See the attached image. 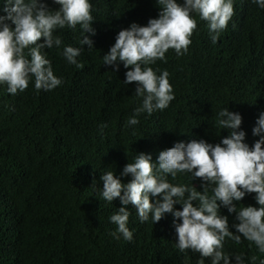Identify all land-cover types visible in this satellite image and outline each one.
I'll return each mask as SVG.
<instances>
[{"label": "trees", "instance_id": "16d2710c", "mask_svg": "<svg viewBox=\"0 0 264 264\" xmlns=\"http://www.w3.org/2000/svg\"><path fill=\"white\" fill-rule=\"evenodd\" d=\"M90 2L94 47H82L80 68L60 54L63 45L80 46L79 25L65 26L54 32L61 49H44L54 74L63 80L60 86L36 90L29 81L13 95L0 85V264H198V252L176 247L168 213L154 224L150 218L141 222L129 205L133 238H114L116 225L109 216L119 200L100 198V175L106 170L118 174L141 151L154 160L178 140L218 142L228 134L216 123L224 107L241 113L250 146L259 138L251 130L264 111V9L250 0H234L233 16L215 44L206 21L197 17L188 51L177 56L170 48L164 61L152 65L167 70L174 99L128 126L140 102L134 82L124 85L125 69L112 72L102 57L121 28L132 21L146 24L159 9L155 0ZM101 124L107 125L102 134ZM173 182L200 189L199 179L187 173H178ZM253 195L246 194L237 207L255 205ZM224 251L242 253L245 264L264 260V253L242 236L239 243L226 237ZM203 264H211L210 258H203Z\"/></svg>", "mask_w": 264, "mask_h": 264}, {"label": "clouds", "instance_id": "9594fccd", "mask_svg": "<svg viewBox=\"0 0 264 264\" xmlns=\"http://www.w3.org/2000/svg\"><path fill=\"white\" fill-rule=\"evenodd\" d=\"M250 2L264 9V0ZM155 4L157 15L146 24L132 21L121 28L102 57L103 65L112 72L121 66L125 69L124 85L134 82L140 102L127 118L128 126L137 125L141 114L167 108L174 99L167 70L152 65L164 61L170 48L177 56L188 51L197 17L206 21L215 44L234 13V0H155ZM93 20L90 0H51V4L48 0H0V85H6L13 95L23 92L29 81L36 90L60 86L63 80L54 74L44 49H61L56 29L79 25L80 46L63 45L60 54L68 64L80 68L77 57L82 47H94ZM216 123L228 133L216 143L204 138L178 140L160 150L154 160L151 153L141 151L118 174L115 170L101 173L100 198L109 203L119 200V207L109 216L116 225L114 238L132 240L133 231L128 227V206L132 205L141 222L150 218L154 224L170 214L176 247L180 252H198V264H203V258H210L211 264H245L242 253L224 251L226 237L239 243L242 236L264 253V111L252 127V135L259 138L251 146L241 128L240 112L221 108ZM106 127L99 126L101 134ZM178 173L199 179L200 189L194 183L173 182ZM123 177L130 178L125 181ZM246 194H254L255 205L237 207ZM229 214H233L231 225Z\"/></svg>", "mask_w": 264, "mask_h": 264}]
</instances>
